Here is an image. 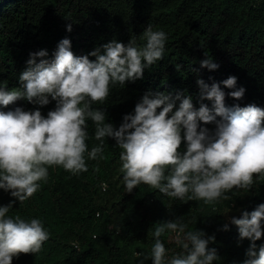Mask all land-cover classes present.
I'll list each match as a JSON object with an SVG mask.
<instances>
[{"label":"trees","instance_id":"1","mask_svg":"<svg viewBox=\"0 0 264 264\" xmlns=\"http://www.w3.org/2000/svg\"><path fill=\"white\" fill-rule=\"evenodd\" d=\"M149 24L166 33L164 57L146 68L142 79L112 86L106 102L92 105L104 111L105 123L118 129L123 117L134 114L136 104L149 92L173 98L181 93L182 99L192 98L194 109L203 103L212 111L214 102L200 99L196 81L201 79L209 87L220 85L227 107L254 104L264 109V0H0V83L7 91L20 89L19 76L29 54L46 50V58L51 59L65 38L78 57L113 40L127 46L135 38L143 46L140 37ZM206 56L219 65L216 70L200 67ZM230 76L237 78L231 89L222 83ZM239 88L245 89L240 100L228 96ZM49 100L43 107L18 100L0 106V111L39 109L46 118L55 109V101ZM179 104L177 100L173 112ZM86 123L91 151L100 141L94 137L93 122ZM180 151H185L183 142ZM120 152L114 139L105 138L103 159L90 160L85 154L88 171L72 174L62 167H49L47 180L38 182L39 190L23 202L0 189V206L12 203L8 216L29 222L39 219L49 233L39 252L13 257L12 264H152L155 226L178 219L187 225L186 231H202L205 239L213 238L207 245L216 252L212 264H244L249 259L252 241L240 239L231 219L245 212L250 218L264 204V179L254 177L249 190L234 188L223 194L229 200L221 198L213 204L168 197L144 184L129 193ZM261 231V239L255 241L257 254L264 246V220ZM174 237L172 232L160 237L165 264L184 254Z\"/></svg>","mask_w":264,"mask_h":264},{"label":"clouds","instance_id":"2","mask_svg":"<svg viewBox=\"0 0 264 264\" xmlns=\"http://www.w3.org/2000/svg\"><path fill=\"white\" fill-rule=\"evenodd\" d=\"M66 30H72L71 24ZM140 38L145 41L143 46L135 38L127 46L113 40L79 57L65 38L51 59L46 58V50L29 54L19 76L20 89L7 91L0 83V106L26 100L43 107L50 103L49 97L55 101V109L46 118L39 109L0 111V189L23 202L39 190L38 182L47 180L49 167H62L72 174L86 172L85 154L90 160L103 159L105 138L114 139L121 149V171L129 193L144 184L168 197L213 204L221 198L229 200L223 194L234 188L249 190L254 177L264 179V109L254 104L227 107L219 84L209 87L202 79L196 81L201 101L214 102L212 111L203 103L194 109L192 98L182 99L181 93L173 98L149 92L136 104L134 114L123 117L118 129L105 123L104 111L92 105L106 102L112 86L124 87L126 82L142 79L144 70L164 57L167 36L163 30H154L149 24ZM206 57L200 67L216 70L219 65ZM222 83L225 88H235L237 78L230 76ZM244 92L239 88L228 96L240 100ZM177 100L179 108L173 112ZM157 109H161L158 114ZM89 119L95 125L94 137L100 141L91 151L86 143ZM200 123L214 124V130ZM11 208L12 203L0 206V264H12L13 257L20 254L39 252L49 238L39 219L12 218L7 215ZM262 220L264 204L250 218L245 212L241 218L231 219L240 239L252 241L244 264H264V246L257 254L255 245L262 236ZM186 228L179 219L155 226L152 264H165L166 249L160 240L165 232L175 233V242L184 249L169 264H212L217 259L215 249L207 248L213 238L205 239L202 231Z\"/></svg>","mask_w":264,"mask_h":264},{"label":"built area","instance_id":"3","mask_svg":"<svg viewBox=\"0 0 264 264\" xmlns=\"http://www.w3.org/2000/svg\"><path fill=\"white\" fill-rule=\"evenodd\" d=\"M100 187H101V190H104L105 185L102 183V184L100 185Z\"/></svg>","mask_w":264,"mask_h":264}]
</instances>
